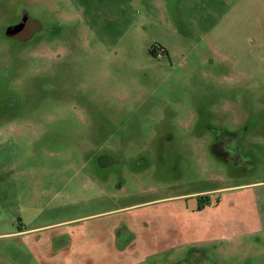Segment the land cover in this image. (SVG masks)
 <instances>
[{"label":"rangeland","instance_id":"374dc122","mask_svg":"<svg viewBox=\"0 0 264 264\" xmlns=\"http://www.w3.org/2000/svg\"><path fill=\"white\" fill-rule=\"evenodd\" d=\"M31 1L0 2V264L54 229L55 264H128L132 219L141 264H264V0Z\"/></svg>","mask_w":264,"mask_h":264},{"label":"flooded vegetation","instance_id":"af4514ba","mask_svg":"<svg viewBox=\"0 0 264 264\" xmlns=\"http://www.w3.org/2000/svg\"><path fill=\"white\" fill-rule=\"evenodd\" d=\"M2 0H0L1 2ZM31 1V0H30ZM32 2V1H31ZM40 25L37 21H35L32 18H29L27 16H24L23 19L17 23H15L13 26H11L5 34L8 35V38L14 41H17L21 44H31L32 42L39 45L40 48L42 49L40 52L41 58H45L47 54H50L51 51L53 50L52 47V42L49 41H44V39H40ZM217 193L215 190L214 191H208L205 193L198 194L194 197L195 203H196V212H200L202 209H204L206 206H210L212 203L211 195H214ZM217 206V205H216ZM193 212V211H192ZM135 220H131V227L130 231H124L123 228H119L115 232V237L117 236H124L125 234L129 233L131 236V239L128 240V244L126 247L121 248L119 251L116 250L117 253L116 255L119 256H124V260L127 261L129 259L128 264H141L145 259L143 257L141 258V251L138 250V248H133L131 246L134 237L136 234H134L136 231H141L139 224L136 225L134 223ZM120 222H115L111 223V229L113 230L115 226ZM137 226V227H136ZM139 226V227H138ZM121 227V226H120ZM137 228V230H136ZM135 229V231H134ZM57 229L52 230L53 233H51L48 236V239L44 242L45 249H44V257H45V263L46 264H55V260L57 259L56 257H61L60 255L67 254L65 256H68L69 254L72 255L74 253V247H73V240L71 237H68L67 232H61V231H56ZM67 241V242H66ZM194 246L197 245H192L189 249H187V252H185L183 255L186 257H182L180 259L181 262H187L188 258H194L198 261V264H203L205 261L204 253L201 249L199 248H194ZM79 247H76L75 250L77 254L81 257H83L82 252L79 251ZM142 250V249H141ZM181 254V253H180ZM222 257H224V253L218 254ZM146 256V255H145ZM138 259V260H137ZM189 259V260H190ZM136 260V261H135ZM188 260V262H189ZM135 262V263H134ZM187 264V263H185ZM190 264V263H189Z\"/></svg>","mask_w":264,"mask_h":264}]
</instances>
